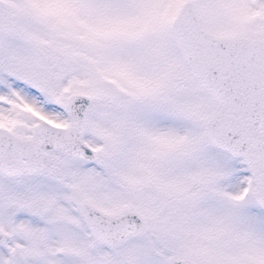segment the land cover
I'll return each instance as SVG.
<instances>
[{"label": "snow or ice", "instance_id": "obj_1", "mask_svg": "<svg viewBox=\"0 0 264 264\" xmlns=\"http://www.w3.org/2000/svg\"><path fill=\"white\" fill-rule=\"evenodd\" d=\"M0 264H264V0H0Z\"/></svg>", "mask_w": 264, "mask_h": 264}]
</instances>
